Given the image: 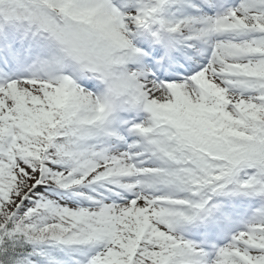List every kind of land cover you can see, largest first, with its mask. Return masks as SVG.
I'll use <instances>...</instances> for the list:
<instances>
[{
  "label": "snow or ice",
  "instance_id": "1",
  "mask_svg": "<svg viewBox=\"0 0 264 264\" xmlns=\"http://www.w3.org/2000/svg\"><path fill=\"white\" fill-rule=\"evenodd\" d=\"M0 264H264V0H0Z\"/></svg>",
  "mask_w": 264,
  "mask_h": 264
}]
</instances>
